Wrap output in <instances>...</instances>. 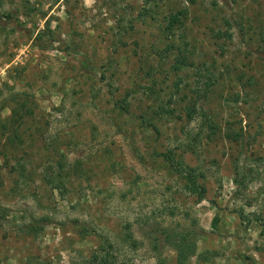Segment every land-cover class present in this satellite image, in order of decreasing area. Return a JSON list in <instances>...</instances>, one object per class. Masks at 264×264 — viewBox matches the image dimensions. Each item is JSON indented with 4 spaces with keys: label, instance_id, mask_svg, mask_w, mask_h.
I'll list each match as a JSON object with an SVG mask.
<instances>
[{
    "label": "rangeland",
    "instance_id": "1",
    "mask_svg": "<svg viewBox=\"0 0 264 264\" xmlns=\"http://www.w3.org/2000/svg\"><path fill=\"white\" fill-rule=\"evenodd\" d=\"M102 249L264 264V0H0V264Z\"/></svg>",
    "mask_w": 264,
    "mask_h": 264
},
{
    "label": "trees",
    "instance_id": "2",
    "mask_svg": "<svg viewBox=\"0 0 264 264\" xmlns=\"http://www.w3.org/2000/svg\"><path fill=\"white\" fill-rule=\"evenodd\" d=\"M181 12H184V11H179L178 13H176L175 16H173L171 19H170V23L167 27L168 31L173 29V26H174V23L175 22H180L181 21ZM173 33V32H172ZM124 110V108H122ZM169 159H172L171 157H169ZM176 166V170H178L180 173H181V169H179L177 166H180L178 164L174 165ZM183 175L185 176V179H186V188L189 190V191H192L194 193H198L200 195V197H202L204 194H205V187H203L202 185H200L198 183V180H197V175L190 172V171H186L184 170V173ZM38 222L39 221H42V219H38L37 220ZM33 226V225H32ZM33 228V227H32ZM188 246V244H186V247ZM191 248H192V245H191ZM104 253H96L94 255H92V258L88 260V264H114L109 256H110V252L108 250H105V249H102ZM178 252H179V258L180 259H186L188 257V255H192V253L194 252L193 249L188 252L187 249H185V247H183V244L178 246Z\"/></svg>",
    "mask_w": 264,
    "mask_h": 264
}]
</instances>
